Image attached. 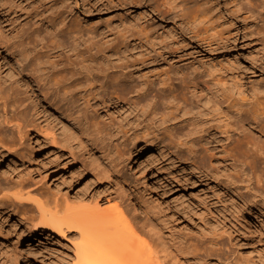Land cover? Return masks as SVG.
I'll return each mask as SVG.
<instances>
[{
    "label": "rangeland",
    "instance_id": "obj_1",
    "mask_svg": "<svg viewBox=\"0 0 264 264\" xmlns=\"http://www.w3.org/2000/svg\"><path fill=\"white\" fill-rule=\"evenodd\" d=\"M59 13L66 16L70 28L83 27V39L88 37L87 31L96 40L115 38L99 54H112L109 56L112 59L118 54L133 57L129 63L136 65V74L141 77L153 78V74L171 67L198 71L200 85L195 93L200 94L204 88L202 97L183 91L190 101L198 99L196 102L202 101L200 104L204 105L203 102L210 99L212 103L216 95L228 94L227 91L235 95L243 91L241 97L244 93L246 97L254 93L264 96L261 92L264 88V0H177L174 5L166 0H0V63L3 64L0 73H14L15 78L10 76L6 83L18 86L16 89L19 88L20 96L26 100L30 116L39 118L40 125L47 129L53 125L56 133L72 135L64 148L41 139L35 142L34 138L36 152L30 155L31 159L16 163L18 175L30 182L37 181L55 195L54 211L58 209L59 214H65L67 207L73 213L81 207H93L97 202L101 207H106L109 201L120 203L130 209L140 233L149 240L151 235L159 241L166 264H200L187 252L186 246L211 235L220 236L236 249L235 240L225 230L229 226L234 234H240L245 254L264 258V213L252 211L244 215L241 223L233 222L234 216L229 214L235 206L233 197L220 185L215 186L211 179L200 180L195 174L181 170L176 165L178 162L173 164V158L164 160L157 154L140 163L136 162L139 159L136 151L120 163L59 103L44 94L23 66L31 60L29 51L40 43V38L44 37L52 46L50 42L55 39V33L50 22ZM145 34L148 39L139 43L137 38ZM115 49L120 53H115ZM64 50V46L59 49ZM20 52L29 53L28 59H23L24 54ZM60 60L69 66V53L62 52ZM115 63L110 61L109 65ZM209 79L214 87L216 81L220 84L214 90L209 89L205 87L211 83ZM24 81H28L26 86ZM124 110L119 103L112 105L110 118L130 117L134 113ZM98 113L101 118L98 116L95 120L108 119L105 111ZM140 169L146 170L145 177L140 176ZM0 171L8 173L5 164L0 166ZM167 171H174V177L166 178ZM10 176L19 179L15 174ZM4 221L9 236L0 243V264H12L14 253L20 257L19 264H61L74 253L72 243L76 239L68 231L58 235L27 233L23 226L13 229L14 218L7 217Z\"/></svg>",
    "mask_w": 264,
    "mask_h": 264
},
{
    "label": "bare ground",
    "instance_id": "obj_2",
    "mask_svg": "<svg viewBox=\"0 0 264 264\" xmlns=\"http://www.w3.org/2000/svg\"><path fill=\"white\" fill-rule=\"evenodd\" d=\"M166 2L174 5L177 0ZM65 19L60 13L56 20L47 19L55 33V39L50 42L52 46L42 37L29 51L31 60H27L29 53L20 52L27 60L24 69L29 70L51 101L59 103L120 163L136 151L139 156L136 162L140 163L157 154L164 160L173 158V164L178 162L176 165L181 170L195 174L200 180L211 179L215 186L220 185L233 197L235 206L229 209L233 222L239 223L252 211L264 213V96L254 93L246 97L244 93L241 97L243 91L230 94L226 83L228 94L216 95L212 103L209 98H206L209 103L205 101L204 105L200 104L202 101L196 102L198 99L190 101L184 92L188 90L190 96L197 95L201 77L198 71L171 67L157 76L153 74L156 77H141L136 74V65L129 63L133 57L118 54L114 60L109 57L112 54H99L115 38L96 40L87 31L88 37L83 39V27L70 28ZM148 36L154 39L149 33ZM148 36L137 39L141 43ZM61 46L64 51H59ZM65 51L71 59L69 66L60 60ZM110 61L116 63L109 65ZM10 76L15 78L13 72L0 73V166L5 164L8 170V173L0 171V243L9 236L4 219L12 217L16 220L13 229L23 226L27 233L70 232L76 239L72 243L74 253L61 264H166L165 256L160 253L163 247L153 236L149 240L140 233L130 209L109 201L106 207L97 202L93 207H81L73 213L67 207L68 213L59 214L58 209L54 211L57 204L50 189L18 175L16 163L28 161L36 152L34 138L35 142L41 139L64 148L72 135L56 133L53 125L47 129L37 121L39 118H32L26 100L20 96L19 88L16 89L18 86L6 83ZM24 82L26 86L28 81ZM212 82L205 87L214 90ZM202 90L198 95L201 96ZM261 90L264 93V88ZM118 103L124 111L134 113L130 117L119 114L117 118H110L111 106ZM100 110L105 111L108 119H94ZM219 113L223 116L219 117ZM145 171L140 169L141 177L146 176ZM167 172L166 178L174 177V171ZM12 174L19 179H13ZM225 230L235 240L236 249L220 236L211 235L201 238L197 244H188L187 252L200 264H264V258L243 252L240 234H234L230 226ZM11 259L12 264H19L17 254Z\"/></svg>",
    "mask_w": 264,
    "mask_h": 264
}]
</instances>
